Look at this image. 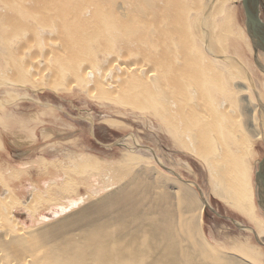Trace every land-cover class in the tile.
I'll list each match as a JSON object with an SVG mask.
<instances>
[{"label": "bare ground", "instance_id": "obj_1", "mask_svg": "<svg viewBox=\"0 0 264 264\" xmlns=\"http://www.w3.org/2000/svg\"><path fill=\"white\" fill-rule=\"evenodd\" d=\"M184 1L0 0V52L3 59H11L10 64L7 63L8 60L5 63L10 65V74H2L4 78L0 77V82L3 81L2 78L5 79L2 82L6 85L4 87L21 88L29 85L35 91L46 89L52 92L70 90L73 85L80 86L90 98L106 97L105 99L116 100L127 107L152 108L156 117L171 129L170 133L175 141L205 165L211 195L246 217L253 226L250 231L256 234L264 246V214L261 212V216L257 215L251 189V161L255 157V153L251 151V141L252 138L264 140V133L257 130L254 114L253 127L251 126L253 129L247 130L248 135L238 131L240 127L243 130L246 126L242 118H250V112L253 113L255 109L248 111V116L246 108H243L242 118H236L240 119V124L234 118L239 113L233 115L232 120L228 118V122H222L221 116L229 111L221 113L219 109L220 121L215 122L210 103L208 105L204 98L206 94L212 100V106L217 103L209 94L208 84L211 83H207V80L202 86L187 89L184 81L192 77V71H195L193 61L173 51L180 44H188L184 31L188 16ZM225 5L219 7L223 9ZM107 14L111 17H105ZM46 38L49 42L45 44L46 51L41 57L46 59V66L49 68L46 69L48 77L44 79L42 72L36 69L35 57L31 56V61L25 66L15 60L14 50L30 49ZM111 38L118 39V46L125 48L128 53H134L138 48L150 44L159 50L156 56L161 67L152 69L147 63H126L122 60L124 64H118L116 68L118 73L107 79L110 73L104 72L101 66L105 56L111 58L115 53L114 50L109 52ZM98 50L108 52L100 63L96 62ZM191 54L199 62V66L204 64L201 56ZM258 59L264 69V58ZM231 61L233 63L230 64L240 69V89L250 91V87L243 86L244 69L240 67L242 61L240 58ZM54 62L56 64L52 68ZM230 64L223 66L228 67ZM132 77L140 79V84ZM216 90L214 92H220ZM161 91L163 94L160 100L153 97ZM196 93L205 102L204 109L211 119L207 115L202 118L197 116L191 105ZM217 95L223 97L220 103L232 102L229 105L231 110L233 96ZM180 96L186 101L179 102L181 106L172 110ZM170 99H174V102ZM237 102L238 100L235 104ZM199 110L203 112L202 109ZM205 128L212 132L213 142L219 150L213 156L205 151ZM90 162L79 159L77 164L81 169H92L97 163L92 165V161ZM128 167L130 168H126V172L133 168L131 165ZM97 168L98 166L96 170ZM122 176L127 175L125 173ZM126 180L117 191L113 189L111 192V189L110 194L98 197L100 200H95V203L81 212L41 229L20 227L19 221L13 216L14 211H11L14 203L20 202L19 198L15 199L9 190H5V199L0 203V264H264V249L253 244H240L239 247L228 250L209 241L203 229L204 210L208 201L200 199L190 187L181 185L184 187L180 191H173L152 180L146 171L134 172ZM161 181L167 183V180ZM53 182L55 185L54 180ZM46 185L45 182L44 187ZM31 187L32 191L35 189V194H31L29 203L32 204L34 200L42 202V198H45L49 206L47 204L44 211L52 212L54 216L74 208L83 198L69 197L65 203H50L56 200L53 188L42 190L38 185ZM258 199L260 209L263 210L264 194L260 192ZM29 206L27 203V207L22 208L28 209ZM26 215L31 216L35 224L40 223L43 219L39 218L44 217L43 213L38 218L34 217L29 211Z\"/></svg>", "mask_w": 264, "mask_h": 264}, {"label": "rangeland", "instance_id": "obj_2", "mask_svg": "<svg viewBox=\"0 0 264 264\" xmlns=\"http://www.w3.org/2000/svg\"><path fill=\"white\" fill-rule=\"evenodd\" d=\"M184 3L186 14H188L185 24L186 30L184 28L188 44L186 46L180 44L173 51L187 59L191 58L193 61L192 67L195 71H192V77L184 81L187 89L195 88L198 85L202 86L203 82L207 80V83H211V85L208 84L209 94L217 103L212 106V100L208 99L206 94H204V98L208 105L210 103L209 106L212 108L215 122L220 121L219 115L224 111H229L228 114L221 116L222 122L226 123L238 113V117L234 118H242L243 108H246L245 113L255 109L253 113H247L250 115H248L250 118L247 117L250 120L247 119L249 123H247L246 118H242L243 124L246 126L243 130L240 127L238 131L248 135L247 130L253 129L251 126L253 125L252 115L254 114L257 130L263 134L264 69L259 64L258 58H264V53L254 47L248 34L242 0H185ZM221 5H225L223 9L219 7ZM108 16L111 17L108 14L105 17ZM189 16L190 19H188ZM260 17L264 21V0L260 6ZM48 42L49 40L46 38L42 39L38 46H33L30 49L14 50L16 53L15 60L27 66L31 61L29 60L30 57H35L33 59L37 60L36 69L41 71L42 76L46 79L48 77L46 69L49 67L46 66V59L41 56L46 51L45 44ZM110 45L109 52L114 50L115 53L112 54L111 58L105 56L106 61L104 60L103 66H101L104 68V72L110 73H108L107 79L111 78L108 76L113 77L118 73L119 70L116 68L118 64H124L122 60L126 63H147L152 69L161 67L156 56L159 50L151 47L150 44L138 48L134 53H128L125 48L118 46V39L111 38ZM107 53V51L98 50L99 58L96 56V62L99 61L98 63H100ZM191 53L201 56L204 64L199 66V62L193 58ZM3 58L4 56L0 52V77L4 78L2 74H10L11 69L8 70L10 68L8 64H10L11 59L9 57ZM235 58H240L242 61L241 66H239L244 69L242 77L245 83L243 86L250 87V91L249 89H240L238 83L241 75L240 69L230 64L233 63L231 60H235ZM39 59L41 61H38ZM7 60L8 64L6 65ZM55 64L54 62L51 65L52 68ZM224 64L231 66L226 67L223 66ZM4 80L1 78L2 82ZM135 81L140 84L139 81L141 80L136 78ZM2 82H0V149L2 148L0 150V203L5 199L3 197L5 190H9L13 197H16L15 199L19 198L17 200L20 202H15L11 211H14L12 212L13 216L19 221L20 227L27 229L38 227L41 229L46 228V225L47 227L50 226L51 223L53 225L68 216L81 212L95 203L94 201H97L98 197H105L113 192V189L117 191L121 184L122 186L125 184L124 182L127 181L126 179L130 174L146 171L152 180L158 181L164 187L171 188L173 191H180L181 187L188 186L200 199L203 197L208 201L209 206L219 215L218 217L209 209L204 210L205 225L203 229L206 237L214 245L230 250L239 247L240 244L245 246L253 244L264 249L256 234L250 231L253 226L247 221V218L211 195L208 185L209 176L205 165L185 151L177 140L178 143L175 141V138L172 137L173 134L170 133L171 129L169 130L162 119L156 117L152 108L127 107L116 100L105 99L106 97L90 98L85 93V89L80 86L73 85L70 90L52 92L46 89L35 91L29 85L21 88L4 87L6 85H3ZM243 86L241 85V88ZM212 88L215 89L212 90ZM216 89L220 92H214ZM162 94L161 91L160 94L153 97L160 100ZM217 94H231L233 96H231L233 98L231 110L229 105L231 106L232 102L230 101L229 104L220 103L223 97ZM236 94H240V96H236ZM107 97L111 98L110 95ZM183 99L182 96L177 98L178 102L171 109L175 110L181 106L179 102L186 101ZM237 100L238 102L235 104ZM171 101L174 102V99ZM193 101L194 103L191 105L195 108L197 116L202 118L207 115L208 119L212 118H209V114L204 109L205 102L200 99L198 93L193 96ZM153 102L155 103V101ZM199 109H202L203 112ZM219 109H221V113ZM225 117L227 118L225 119ZM236 120L240 124V119ZM204 131L206 153H211V156L213 153L218 154L219 150L213 142L212 132L207 131L206 128ZM251 145L253 148L251 151L255 153V157L252 158L253 162L251 161L253 168L251 189L255 211L257 215L261 216V212L264 214V209L261 210L259 206L260 182L257 173L259 163L264 157V140L252 138ZM79 159L92 161V165L93 163L97 164L93 165L92 169L82 168V170L77 164ZM127 165L133 167L129 172L125 171L126 168H130ZM119 168L121 173L123 171L122 174ZM78 169H81L82 172ZM124 172L127 175L124 176L126 179L122 176L125 174ZM52 179L55 181V185H53ZM161 179L167 180V183L162 182ZM45 182L47 187H52H44ZM187 182H192L199 187L202 191V197L198 193L197 187L192 183L187 184ZM35 185L40 186L42 190L45 188L54 189L52 191L55 192L54 198L56 200L54 199L50 203H65L69 197L83 198L74 208L66 209V211L54 216V213L44 211L49 206V203L46 202L48 200L45 198H42L44 199L43 203L35 200L32 204L29 203L31 194H35V189L32 191L33 187L31 186ZM27 203L28 206L29 204L31 206L23 210L24 206L27 207ZM28 211L37 218L40 213H43L44 217L39 218L43 220L37 224L33 223V218L26 215ZM242 226L247 227L246 230H243Z\"/></svg>", "mask_w": 264, "mask_h": 264}, {"label": "water", "instance_id": "obj_3", "mask_svg": "<svg viewBox=\"0 0 264 264\" xmlns=\"http://www.w3.org/2000/svg\"><path fill=\"white\" fill-rule=\"evenodd\" d=\"M242 6L245 11L246 27L248 30V34L253 40L254 47L257 50H261L264 52V21L260 17V6H262V0H242ZM257 176L259 177V182H260L259 183L260 192L263 195L264 194V157L263 160L259 163V171L257 173ZM197 191L202 197V191L200 190L199 187H197ZM202 200L206 201L203 197ZM206 209L211 210L215 215L219 217L216 211H214V209H212L208 203ZM234 224L240 227V225L237 224L236 222H234ZM242 228H247V227L242 226Z\"/></svg>", "mask_w": 264, "mask_h": 264}]
</instances>
